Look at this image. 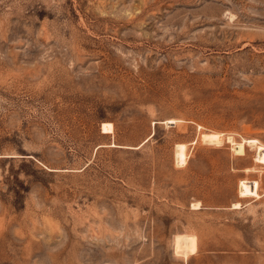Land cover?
Segmentation results:
<instances>
[{
  "label": "rangeland",
  "instance_id": "rangeland-1",
  "mask_svg": "<svg viewBox=\"0 0 264 264\" xmlns=\"http://www.w3.org/2000/svg\"><path fill=\"white\" fill-rule=\"evenodd\" d=\"M0 264H264V0H0Z\"/></svg>",
  "mask_w": 264,
  "mask_h": 264
},
{
  "label": "bare ground",
  "instance_id": "bare-ground-1",
  "mask_svg": "<svg viewBox=\"0 0 264 264\" xmlns=\"http://www.w3.org/2000/svg\"><path fill=\"white\" fill-rule=\"evenodd\" d=\"M169 121L170 122H175V120H169ZM112 128H113V124L111 122H104L103 123V132L110 131ZM247 142L253 144V143H256L257 140H255V139H248ZM235 205L238 206L239 203H236Z\"/></svg>",
  "mask_w": 264,
  "mask_h": 264
}]
</instances>
